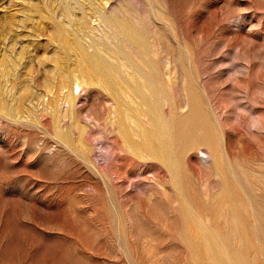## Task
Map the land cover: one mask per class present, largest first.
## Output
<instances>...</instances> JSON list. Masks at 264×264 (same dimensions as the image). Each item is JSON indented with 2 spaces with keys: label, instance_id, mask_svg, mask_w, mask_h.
Listing matches in <instances>:
<instances>
[{
  "label": "rangeland",
  "instance_id": "rangeland-1",
  "mask_svg": "<svg viewBox=\"0 0 264 264\" xmlns=\"http://www.w3.org/2000/svg\"><path fill=\"white\" fill-rule=\"evenodd\" d=\"M0 264H264V0H0Z\"/></svg>",
  "mask_w": 264,
  "mask_h": 264
}]
</instances>
